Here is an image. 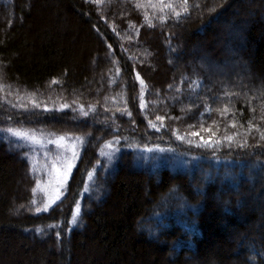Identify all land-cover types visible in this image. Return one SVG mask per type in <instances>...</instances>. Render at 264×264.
Instances as JSON below:
<instances>
[{
    "label": "trees",
    "instance_id": "16d2710c",
    "mask_svg": "<svg viewBox=\"0 0 264 264\" xmlns=\"http://www.w3.org/2000/svg\"><path fill=\"white\" fill-rule=\"evenodd\" d=\"M237 1L188 0L185 14L184 0H163L177 19L160 0H0V264H264V230L238 222L264 217L244 194L264 197V10L246 22L242 6L230 48L211 28ZM205 31L211 59L243 63L250 78L187 56L174 65ZM61 136L77 158L45 210L51 163L65 153L49 141ZM210 136L222 143L196 146Z\"/></svg>",
    "mask_w": 264,
    "mask_h": 264
},
{
    "label": "rangeland",
    "instance_id": "374dc122",
    "mask_svg": "<svg viewBox=\"0 0 264 264\" xmlns=\"http://www.w3.org/2000/svg\"><path fill=\"white\" fill-rule=\"evenodd\" d=\"M245 5L246 8L248 9V13H247V17L245 18V21L248 22L247 20H255V18L257 17V15L259 14L260 11L264 10V0H238L236 2V10L233 9V15L229 14L226 16V18L223 20L222 18L219 20H216L214 22L213 25H211V28L213 29H217L219 30L220 33H223L222 36H217L214 37V42L215 44H217L218 47L224 48L226 49L227 47L230 48L228 45H226V40L224 38V35L226 38H228V34L231 35V31H233L234 25L236 24V21L239 20L240 18L244 17L243 16V8L242 6ZM244 7V6H243ZM243 19V18H242ZM210 35L209 31H205V34L201 35L199 42L197 45L192 46V48L190 50H185V49H181L180 50V54L179 55H174V65L177 66L179 63V59H181L184 56L189 57V59L192 61V65L193 64H197V65H201L203 68H205L206 70H208L209 72H211L213 75H218L222 78L228 79L229 76L231 75V73H236L238 74V76L241 79V82L243 80H245V78H250L252 73L249 72V70L244 66L243 63H239V64H235V65H231V64H227V63H221L219 66L217 64V62H215L214 60L211 59V53L210 51L206 50L204 45L206 43V37H208ZM230 39V38H229ZM182 51V52H181ZM196 55H203L204 57H202L201 59L195 58ZM92 68H95V66ZM241 82H238V84L241 85ZM40 140V143L33 145L34 147H36V150L39 149L41 152V149H45L47 147H49V145H47L45 142H43L42 138H38ZM30 144V142H29ZM69 150L67 152L64 153V155L67 154L68 157L72 156V147L68 148ZM44 152V151H42ZM15 160V159H14ZM16 166L19 168L20 164L19 162H17L15 160ZM73 165H74V161H73ZM59 166V165H58ZM74 167V166H73ZM73 167L71 169V172L68 175L67 180L64 182L63 185H57L55 183V171L53 170V177H52V184H49V190L53 195H55V188L59 189V199L55 200V202H58L59 200H61V198L65 195V190H66V185H67V181H69V179H71L72 177V171H73ZM252 169V168H251ZM61 171H63V169H61ZM20 173V172H19ZM71 176V177H70ZM65 188V189H64ZM47 191V192H48ZM257 190H253L249 191L248 193H244L246 196L245 199V203H247V209L248 210H253L255 212H258L260 214H264V197L261 199V197H252L250 196L251 194H254ZM228 196V195H227ZM47 201H48V195L46 197ZM221 202V200H220ZM54 203L50 204L49 206L53 205ZM241 218V217H240ZM238 219V222L240 224H244L248 229H252L253 230V234H255V236L257 238H260L263 235V230H264V217H260V221L258 223H248L245 222L242 219ZM227 233L229 234V240L230 241H236V237L234 232L231 230V228L227 227L226 228ZM232 231V232H231ZM246 247L249 249L250 246L246 245ZM234 263V262H233Z\"/></svg>",
    "mask_w": 264,
    "mask_h": 264
},
{
    "label": "snow or ice",
    "instance_id": "6c2138e0",
    "mask_svg": "<svg viewBox=\"0 0 264 264\" xmlns=\"http://www.w3.org/2000/svg\"><path fill=\"white\" fill-rule=\"evenodd\" d=\"M165 7H167L168 9L171 10V12L174 14L175 18H177V19L180 18V16H181V12L180 11H177L175 9V7H173V5L171 3H169V4H167L165 6L163 0H160L159 8H160L162 13L164 12ZM188 11H189L188 0H184L183 12L185 14H187ZM160 19H161L162 23L166 22V16L165 15H161ZM148 23L151 25V21L150 20L148 21ZM141 84H143V81H141ZM33 103L35 104V102H33ZM20 106L23 107V105H20ZM35 106L39 107V105H35ZM61 107L62 108L63 107H67V105H62ZM84 114L87 115V113H84ZM157 119H162V117H157ZM151 126L154 127V128L156 127L155 124H151ZM232 126L235 127V124L233 123ZM2 131L6 132V133H9L11 136H13V137H15V138H17L19 140H22V141H25V142H30L31 145H35V144L40 143V140L37 138L36 135L31 134L28 131L21 130L19 128L9 127V128L3 129ZM209 131H211V129H209ZM257 131H259V129H257ZM191 135L192 136H198L199 133L198 132H192ZM260 138L264 139V132L260 133ZM64 139L65 138L63 136H61L58 139H56L55 141H49V143H56L58 147L63 148L64 151L67 152L68 148L72 147V146H65ZM177 139L183 140L184 137L181 136V135H177ZM224 139L229 142V145H231V143L234 140V136H226V137H224ZM77 140L80 143L83 142L79 138H77ZM187 142L189 144H192L191 140H188ZM221 143H222L221 139H216L215 141H213L211 136L208 139H205L204 137H200V143H197L196 146L197 147H211V148H215L217 145H220ZM27 146H29L28 143H26L24 145H20V147H27ZM238 146L239 147H245V143L238 144ZM107 147H111V145L109 144V145H107ZM146 150L149 151V152L152 151V149H146ZM159 151H164V149H159ZM76 158H77L76 157V152H75V150L73 148L71 157H68L66 155L61 154L58 157V159L53 160L52 163H51V166H50V170L48 172V175L50 177L49 184L50 185L52 184V177H53V170H54L55 171V183L57 185H63L64 182L67 180L68 175L71 172L72 167L74 166L73 165V161ZM61 169H63V171H61ZM54 191L56 193L55 195H53L50 191L47 192V194H48V203L45 205V210L47 209L48 205H50L52 203H55V200L59 199V189L55 188ZM33 203H35V201H33ZM36 211L39 212L40 209L37 208ZM76 213H77V215H79V213H80L79 205H77V207H76ZM72 222H73V224L76 223V216H73ZM57 235H59V234L57 233Z\"/></svg>",
    "mask_w": 264,
    "mask_h": 264
}]
</instances>
